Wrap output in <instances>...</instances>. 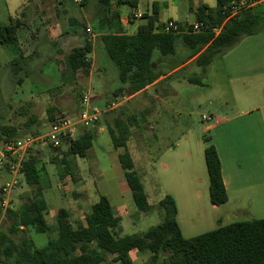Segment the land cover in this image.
Returning <instances> with one entry per match:
<instances>
[{
	"label": "rangeland",
	"instance_id": "374dc122",
	"mask_svg": "<svg viewBox=\"0 0 264 264\" xmlns=\"http://www.w3.org/2000/svg\"><path fill=\"white\" fill-rule=\"evenodd\" d=\"M82 2L83 0H0V23L8 25L11 19L24 22L18 32V38L25 55L31 57L25 72L14 78L9 69L14 55L6 47L0 46V127L17 128L16 140L32 136L33 132L38 136L44 135L53 123L50 119V109H56L53 114L55 118L61 115L76 117L82 108L84 98L88 97L90 104L102 111V115L99 123L87 130L97 132L88 156L76 157V159L71 157L78 166L77 175L85 181L93 204L101 195L108 193L107 196L114 208H117V202H125L126 208L121 210L120 215L122 217L121 236L143 234L163 220V210L159 207L160 200L164 198L161 195L163 190L157 189L154 174L146 179L141 173L142 170H138L146 191L150 195L153 210L145 213L137 208L118 159L123 150L114 148L107 129L109 126L113 127L116 119L127 121L132 115L138 114L149 104V99L138 98L110 109L113 103L117 104L124 100L122 99L124 96L126 98L131 95H127L126 91L117 96L114 95L122 87V83L116 65L107 55L103 44L99 42V36L103 32L99 24L105 15L103 6L100 5L99 0H87L86 6ZM262 4L255 5H260L257 11L261 13L258 34L241 38L235 46L219 55L208 76L203 74L202 69L193 62L160 86L161 89L173 86L178 90L177 98L165 99L173 105V110L170 109L169 115H165L160 120V125L155 126V131H151L152 134L148 125L141 126L140 120L143 118H137L138 127L131 128V137L134 141L136 140L137 147L132 140L128 142V151L134 158H137L138 150L145 155L147 146L153 147L150 153L157 154L154 148L164 150L171 140L182 132H188V143L196 151L198 144L201 148L203 147L204 136L214 135V132L205 130L215 121L206 124L203 122V116H213L217 110L231 112L235 109H247L251 102L247 98L250 92L264 97V85H262L264 82L262 75L264 72V7ZM112 8L119 9L122 15H129L132 10L128 5L118 8L117 0H112ZM141 9L145 11L142 6ZM170 16L172 14L167 12L163 18L167 21ZM144 22V19L139 18L131 25V28L134 29ZM82 23L84 26L81 28ZM87 29L91 31L88 32ZM84 38L90 39L95 46L93 53L88 56L91 69L81 70L74 79L63 81L62 72L66 69L65 56L72 49L81 46ZM190 53L191 50L187 46L179 43L176 55L166 57L168 65L164 66V72L181 65L182 60L187 56L190 59ZM160 57L162 56L156 51L153 61ZM246 73L252 77L233 78L231 82L228 81L227 75L235 77L244 76ZM184 77L200 78L202 85L190 83ZM244 81L247 82L244 83ZM98 126L104 129L101 130ZM145 127L147 131L144 132L142 130ZM67 149L63 146L60 152H54L49 148L42 150L41 158L46 171L42 173L40 184L45 189L49 206L54 205V201H58L60 207L67 208L64 201L76 200L73 195L76 183L68 182L69 178L62 179L53 162L54 157L58 155L60 158L59 153ZM1 151H3L2 143H0V158ZM204 167L205 175H207L205 164ZM10 179L11 177L0 166V188ZM19 180L21 183L12 195L11 209L19 208L26 199L31 197L32 187L26 185L21 177ZM242 203L247 207V213L237 214L236 219H232L234 222L264 219V201H242ZM201 205L207 209V205L208 207L211 205L210 200L201 201ZM88 207L84 206L82 211L75 210L72 213L74 225L84 223V218L90 211H87ZM190 210L191 206H188L187 218ZM47 219L49 225L54 228L55 217L50 215ZM193 223L198 224L197 221ZM9 225L10 221L4 220L0 223V228H7ZM183 226H185L184 223ZM26 232L37 248L46 246L49 240L56 238L55 229L46 234L37 233L33 229ZM198 234L200 233L195 235ZM130 255L134 264H143L151 257L150 253L143 254L138 251H132ZM109 259H112L111 256Z\"/></svg>",
	"mask_w": 264,
	"mask_h": 264
},
{
	"label": "trees",
	"instance_id": "16d2710c",
	"mask_svg": "<svg viewBox=\"0 0 264 264\" xmlns=\"http://www.w3.org/2000/svg\"><path fill=\"white\" fill-rule=\"evenodd\" d=\"M239 1L217 0L215 8L199 6L194 13L200 28L196 31L193 25L184 27L179 24V32L164 31V25L160 22V6L153 3L151 14L145 16L146 23L139 26L134 34H127L121 23V12L113 10L112 0H99L105 10L99 24L103 31L99 42L116 65L122 83L114 95L123 91L133 95L163 75L154 68L156 51L162 57L174 56L179 43H182L191 50L190 58L196 57L197 66L205 74L215 58L235 46L241 38L257 35L261 19L257 8L260 5L240 8L234 13ZM86 3L87 0H83L84 6ZM136 4L137 0H117L118 8L123 5L135 8ZM262 5L264 7V2ZM23 25L24 22L18 19H11L8 25L0 23V46L6 47L14 55L9 64L14 78L25 72L31 58L25 55L19 43L18 32ZM80 26L82 28L84 24ZM94 49L91 40L84 38L81 46L65 56L63 81L74 79L81 70L91 69L88 56ZM188 82L202 85L200 78H189ZM55 111V108L50 109L52 122L59 118L54 117ZM132 127H138L136 116L129 117L127 121L114 120L108 132L114 148L123 150L119 161L137 208L149 213L153 206L127 148ZM17 131L15 127H0V143L5 145L16 141ZM36 136L37 133L33 132L32 137ZM94 137V131H84L76 140L64 145L68 149L59 153L60 158L58 155L53 158L62 179H75L77 165L71 157H87ZM204 140L210 141L207 136H204ZM53 150L60 152L62 147ZM204 154L210 202L215 206L223 205L228 201V195L218 152L214 145H210ZM42 155L38 148L33 149L24 162L22 180L32 187V193L19 208L8 210L6 220L10 221V225L0 228L1 264H110V256H113V263L133 264L129 254L132 250L151 254L149 261L143 264H264V219L235 222L186 239L177 221L176 201L170 195L159 202L163 210L162 222L143 234L120 236L121 218L114 214L106 195L100 196L86 215L85 222L77 226L72 221L70 210L59 209L53 228L48 223L45 189L40 184L42 173L46 171ZM29 229L41 234L51 233L55 229L56 238L49 240L46 246L37 248L27 235Z\"/></svg>",
	"mask_w": 264,
	"mask_h": 264
},
{
	"label": "crops",
	"instance_id": "0c3cea01",
	"mask_svg": "<svg viewBox=\"0 0 264 264\" xmlns=\"http://www.w3.org/2000/svg\"><path fill=\"white\" fill-rule=\"evenodd\" d=\"M153 3H158L160 6V22L163 25L172 20L187 27L196 23L194 12L199 6L208 5L210 8H215L217 0H137L136 7L132 8L129 15L121 14V23L127 34H134L139 26L146 23L145 16L151 14ZM141 6L145 11L141 9ZM133 11L141 13V19L145 21L134 29L131 28V25L134 24L136 20H139V18L133 16L132 19ZM167 12H170L172 16L165 21L163 17ZM188 57L189 56L184 60L188 59ZM195 59L196 57L190 58L185 62L182 60L181 65L170 69L168 72H164L163 70L164 66L168 65V59H166V57L156 59V61H154V68L158 73L163 75L145 89L131 96H127L126 98L124 96L122 98L124 100L117 104L113 103L115 104V108L131 102V100L135 101L138 98H148L149 104L143 107V110L138 112V114L132 116H136L137 118L142 117L143 119L140 120V123L142 122L141 126L148 125L149 131L152 134L151 131H155V126L160 125V120L165 115H169L170 109L173 110V105L165 99L168 97L177 98L178 94V90L173 86H166L165 89H161L160 86L185 68L189 67L193 62L196 64ZM215 60L207 68L205 73V75L207 74L206 76H208V72H212V66ZM249 75L250 74L246 73L244 76L231 77V75H227V77L228 81L231 82V80H234L233 78L246 79L252 77ZM262 75L264 76V72ZM184 79L188 81L189 77H184ZM245 82L247 81H244V83ZM262 85H264V82ZM247 98L251 100L247 109H235L231 112L217 110L215 112L216 114L213 115L215 123L205 130L207 132H214V135L212 137L207 136L210 140L208 142L203 139V147L201 148L198 144L196 146V151H194L188 143V132H182L179 133L174 140H171L164 150H156V148H154L157 154L150 153L153 150L151 146H147L148 148L145 149V155L138 150L139 154L137 158H134L130 153L136 171L142 170L141 173H143L146 179L154 174L157 189L163 190V194H161L162 197L170 195L176 201L178 210L177 221L180 225L182 235L186 239L211 232L220 226L235 223L232 219H236L237 214L243 212L247 213V207L243 205L242 201H264V97L250 92ZM98 128H101V130L104 129L102 126H98ZM142 131H147L146 127L143 128ZM96 136L97 132H95L94 139ZM130 140H132L133 144L137 147L136 140L134 141L132 137L129 141ZM210 145L215 146L220 158L223 182L227 190L228 201L220 206H215L210 202V207L207 205L206 209L201 205V201L210 200L209 176L208 171L207 175H205L204 169V164L206 166L204 153L205 149ZM67 181H74L76 183L73 194L76 200L64 201V205L67 206L66 209L73 213L75 210L79 212L82 211V207L84 206H89L87 211L90 210V213L93 200L90 191L87 190L85 181L78 176L77 173L75 179L69 178ZM98 194H100V191H98ZM80 196L82 198H80ZM148 196L150 197L149 194ZM89 201L91 202L89 203ZM54 202L55 204L52 206H49L47 202V218L50 215L56 217L58 210L64 208L59 206L60 202ZM116 205L117 208H114L112 204V208L114 214L121 218L122 223V217L120 216L121 210L125 209L126 205L125 202L122 201L117 202ZM188 206H191V210L187 218ZM193 221H197L198 224L193 223ZM183 223L185 226H183ZM197 225H199V227H197ZM196 233L200 234L195 235ZM131 252L129 254H131ZM111 258H113V256H111ZM109 263H113L112 259H109Z\"/></svg>",
	"mask_w": 264,
	"mask_h": 264
},
{
	"label": "built area",
	"instance_id": "2783aa9c",
	"mask_svg": "<svg viewBox=\"0 0 264 264\" xmlns=\"http://www.w3.org/2000/svg\"><path fill=\"white\" fill-rule=\"evenodd\" d=\"M264 0H241L234 8V13L240 8L254 6L257 3H263ZM135 18H142V14L134 11ZM194 30L200 28V24H193ZM90 32V29H87ZM166 32H179V24L175 21H168L164 25ZM79 115L75 118H69L66 115L60 116L54 121L48 132L44 135L32 137L28 136L3 145L1 151L0 166L11 177L0 188V223L7 218V212L11 209L12 195L14 190L19 187L23 176L24 162L28 154L35 148L39 150L58 149L63 147L67 142L76 140L84 131L94 128L100 121L102 111L90 104L89 98L85 97L82 103ZM110 109L115 107V104ZM203 122L209 124L215 119L213 116H203ZM1 264V263H0Z\"/></svg>",
	"mask_w": 264,
	"mask_h": 264
}]
</instances>
